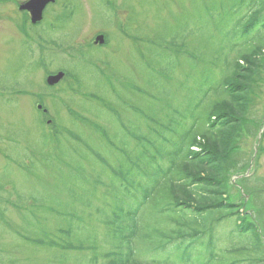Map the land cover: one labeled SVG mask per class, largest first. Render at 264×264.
Here are the masks:
<instances>
[{
  "label": "rangeland",
  "instance_id": "374dc122",
  "mask_svg": "<svg viewBox=\"0 0 264 264\" xmlns=\"http://www.w3.org/2000/svg\"><path fill=\"white\" fill-rule=\"evenodd\" d=\"M25 1L0 0V264H108L105 256L119 243L108 216L128 187L117 173L135 168L130 183L145 182V158L167 155V142L197 121L200 133L223 112L230 66L264 49V31L250 39L244 33L260 6L57 0L45 23L32 27L19 10L5 15ZM101 34L107 45H94ZM259 58L264 62V52ZM60 72L67 80L47 86ZM257 80L226 198L244 204L262 247L257 253L251 240L232 234L233 217L224 227L207 222L219 248L212 264H264V72ZM153 242L145 239L144 247L151 251Z\"/></svg>",
  "mask_w": 264,
  "mask_h": 264
},
{
  "label": "trees",
  "instance_id": "16d2710c",
  "mask_svg": "<svg viewBox=\"0 0 264 264\" xmlns=\"http://www.w3.org/2000/svg\"><path fill=\"white\" fill-rule=\"evenodd\" d=\"M255 3L260 12L244 25L245 37L249 39L257 29L264 31V0H254ZM263 52L264 49H253L232 63L229 76L222 80L225 99L219 104L224 110L213 119L211 116L200 133L201 124L197 121L198 128L191 127L171 146L166 143L162 150H167V155L150 154L144 159L145 182L130 183L128 178L135 174V168L127 174L117 173L128 187L116 213L108 216L112 218L108 220V232L110 228L112 239L119 242L105 256L108 264H203L208 259L207 264H212L218 261L219 248L215 245V229L207 222L224 227L223 222L232 217L236 219L232 234L251 240V249L261 251L255 222L240 210L244 204L229 203L226 196L232 156L241 139L239 133L255 103L258 74L264 72V62L259 58ZM150 145L157 152L154 143ZM155 197L158 200L151 202ZM145 210L150 211L148 219ZM73 222L71 219L75 225ZM73 231L70 229L71 237ZM62 233L67 236V230ZM145 239L159 244L153 242L148 251Z\"/></svg>",
  "mask_w": 264,
  "mask_h": 264
},
{
  "label": "water",
  "instance_id": "95a60500",
  "mask_svg": "<svg viewBox=\"0 0 264 264\" xmlns=\"http://www.w3.org/2000/svg\"><path fill=\"white\" fill-rule=\"evenodd\" d=\"M52 2H54V0H31L27 5L22 7V10L26 9L31 12L33 15L32 22L34 24L40 22L43 19V11L45 7ZM63 76V74H58L56 77H50L48 82L50 85H56L60 80H62Z\"/></svg>",
  "mask_w": 264,
  "mask_h": 264
},
{
  "label": "flooded vegetation",
  "instance_id": "af4514ba",
  "mask_svg": "<svg viewBox=\"0 0 264 264\" xmlns=\"http://www.w3.org/2000/svg\"><path fill=\"white\" fill-rule=\"evenodd\" d=\"M28 1H30V0H28ZM28 1H25L24 3L28 2ZM24 3H22V4H24ZM57 4H58V2H57V0H55V4H50L49 6H47V7L45 8V10H44V19H43V21L40 23L41 25H43V24L45 23V19H46L47 15L50 14V12H51L50 10L52 9V7H55ZM21 6H22V5H20L19 8H18L17 10H11V11H10V9L7 10V13L5 14L6 17H7V18H11V17H13V16H12V11H13V14H15V17H16V16L18 15L17 13H18V10H19L20 14H22L23 17L26 18L27 21H28L29 23H31V20H32V14H30L28 11H24V10L22 11V10H21ZM2 16H3V15H1V13H0V18H1Z\"/></svg>",
  "mask_w": 264,
  "mask_h": 264
}]
</instances>
